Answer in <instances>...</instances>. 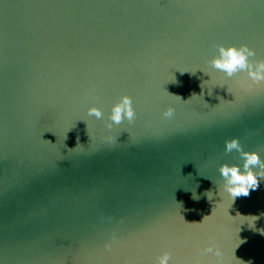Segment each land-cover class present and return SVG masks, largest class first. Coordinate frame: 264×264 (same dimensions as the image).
<instances>
[{
  "label": "water",
  "instance_id": "water-1",
  "mask_svg": "<svg viewBox=\"0 0 264 264\" xmlns=\"http://www.w3.org/2000/svg\"><path fill=\"white\" fill-rule=\"evenodd\" d=\"M220 45L264 60V0H0V264H264V178L220 173L264 162V85Z\"/></svg>",
  "mask_w": 264,
  "mask_h": 264
},
{
  "label": "clouds",
  "instance_id": "clouds-1",
  "mask_svg": "<svg viewBox=\"0 0 264 264\" xmlns=\"http://www.w3.org/2000/svg\"><path fill=\"white\" fill-rule=\"evenodd\" d=\"M219 56L213 58L212 65L220 71L232 76L234 73L240 71H247L252 84L264 85V60L257 61L255 65L250 64L249 57L256 55L255 51L247 45L240 47L223 45L218 46ZM251 86V85H247ZM194 95V94H193ZM174 109L169 108L165 113L166 116L171 117ZM89 114L96 116L98 119L102 116L100 109L90 108ZM135 109L133 108V101L130 96H123L121 101L115 104L112 108L111 119L115 124H120L124 119L133 121L135 118ZM226 151L232 152L236 150L240 153L243 159V170L237 164L229 165L222 164L220 173L228 181L226 191L234 200L236 197L248 196L250 190H255L259 185V179L264 178V162L261 161L260 155L256 151H244L239 143L238 138H232L225 141ZM260 168V171H254V168ZM209 216H205L204 220ZM195 223V222H194ZM206 252H212L213 248L210 246L205 249ZM217 256L221 255L218 248L215 249ZM171 255L169 252H164L158 257L157 264H169Z\"/></svg>",
  "mask_w": 264,
  "mask_h": 264
}]
</instances>
